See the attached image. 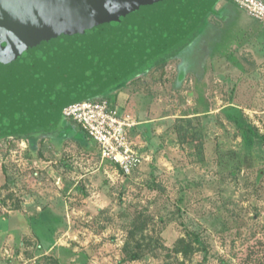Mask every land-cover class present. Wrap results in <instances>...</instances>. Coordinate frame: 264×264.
<instances>
[{
	"label": "rangeland",
	"instance_id": "rangeland-1",
	"mask_svg": "<svg viewBox=\"0 0 264 264\" xmlns=\"http://www.w3.org/2000/svg\"><path fill=\"white\" fill-rule=\"evenodd\" d=\"M225 1L89 92L136 122L130 174L61 116L0 139V264H264V60L236 47L264 27Z\"/></svg>",
	"mask_w": 264,
	"mask_h": 264
},
{
	"label": "water",
	"instance_id": "water-1",
	"mask_svg": "<svg viewBox=\"0 0 264 264\" xmlns=\"http://www.w3.org/2000/svg\"><path fill=\"white\" fill-rule=\"evenodd\" d=\"M215 2L0 0V135L43 128L159 53Z\"/></svg>",
	"mask_w": 264,
	"mask_h": 264
},
{
	"label": "built area",
	"instance_id": "built-area-1",
	"mask_svg": "<svg viewBox=\"0 0 264 264\" xmlns=\"http://www.w3.org/2000/svg\"><path fill=\"white\" fill-rule=\"evenodd\" d=\"M229 1L264 25V0ZM61 116L84 130L97 143L101 161L108 162L122 174H130L144 161L129 134L136 122L120 115L107 98L74 101L62 108ZM11 138L14 136L11 135ZM21 143L27 146L25 140L21 139Z\"/></svg>",
	"mask_w": 264,
	"mask_h": 264
},
{
	"label": "crops",
	"instance_id": "crops-1",
	"mask_svg": "<svg viewBox=\"0 0 264 264\" xmlns=\"http://www.w3.org/2000/svg\"><path fill=\"white\" fill-rule=\"evenodd\" d=\"M225 2H226L225 0L224 1L222 0L215 3L214 9L216 10L222 9L225 5ZM232 4L236 10H242L234 2ZM251 24L252 23H244V22L238 23L239 29L243 32V37L241 38L240 45L236 47L240 49L239 51L245 50L251 52L255 59L264 60V37L261 36L260 29L255 25H251ZM259 25L262 28L264 27V25L261 24L260 22ZM247 39L252 40V41L250 40V46L247 45ZM253 41H256L257 44H252Z\"/></svg>",
	"mask_w": 264,
	"mask_h": 264
},
{
	"label": "trees",
	"instance_id": "trees-1",
	"mask_svg": "<svg viewBox=\"0 0 264 264\" xmlns=\"http://www.w3.org/2000/svg\"><path fill=\"white\" fill-rule=\"evenodd\" d=\"M216 1H218V0H216ZM215 3H217V2H215ZM214 4H213V7L215 6ZM162 64H164V62ZM155 65H159V63H157ZM92 97L102 98L101 95L98 96L97 94H96V96H92ZM49 134L50 133L42 132L40 130H36L35 133L34 132H28V131H20V132L12 133L11 135L16 137V138H21V139L25 140L27 142V144H28V148H29L30 152H34L35 150H33V148L35 147V145L37 146V142L41 141V139L44 136L49 135ZM56 134H59V132H56ZM4 137H6L5 134L0 135V139L4 138ZM31 140H33V141L35 140V144L33 142H31ZM131 234L134 235V232H132ZM185 252H187V249H185ZM139 256H140V252H137V251H132L131 254H130V258L131 259H137Z\"/></svg>",
	"mask_w": 264,
	"mask_h": 264
}]
</instances>
